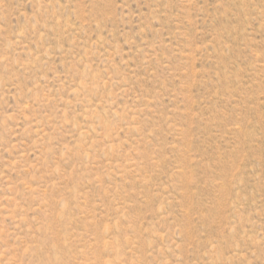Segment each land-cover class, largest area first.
Returning <instances> with one entry per match:
<instances>
[{
    "label": "rangeland",
    "instance_id": "obj_1",
    "mask_svg": "<svg viewBox=\"0 0 264 264\" xmlns=\"http://www.w3.org/2000/svg\"><path fill=\"white\" fill-rule=\"evenodd\" d=\"M0 264H264V0H0Z\"/></svg>",
    "mask_w": 264,
    "mask_h": 264
}]
</instances>
